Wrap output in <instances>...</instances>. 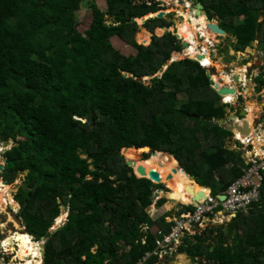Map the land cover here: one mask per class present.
<instances>
[{
	"label": "trees",
	"instance_id": "obj_1",
	"mask_svg": "<svg viewBox=\"0 0 264 264\" xmlns=\"http://www.w3.org/2000/svg\"><path fill=\"white\" fill-rule=\"evenodd\" d=\"M84 1L0 0V139L16 145L4 155V179L14 183L19 174H29L17 199L25 233L37 243L48 240L45 264H137L147 254L145 264H160L154 254L158 230L168 232L175 213L153 217L154 187L166 185L138 177L128 161L173 179L170 194L185 193L186 183L178 181L190 178L168 166L173 154L214 196L227 192L252 163L226 148L233 135L226 127L225 141L218 133L203 129L200 136L191 129L190 119L227 114L207 69L185 59L158 75L174 53L184 50L179 38L155 36L150 46L136 40L140 20L128 21L159 12L157 5L107 0L103 11L91 2L93 22L83 33L77 12ZM199 1L210 19L220 18L238 38V49L255 40L264 44V19L259 22L264 0ZM107 15L115 17L113 24ZM171 26L166 18L145 24L153 32ZM143 31L140 39L148 44L151 34ZM116 36L137 54L118 50ZM147 77L152 85L145 83ZM256 80L260 91L264 79ZM208 146L215 150L208 152ZM143 154L150 159L142 160ZM63 208L70 211L68 223L52 232ZM194 209L184 206L177 217ZM177 254H185L177 264H188V257L201 264H264V205L253 202L229 223L187 236Z\"/></svg>",
	"mask_w": 264,
	"mask_h": 264
},
{
	"label": "rangeland",
	"instance_id": "obj_2",
	"mask_svg": "<svg viewBox=\"0 0 264 264\" xmlns=\"http://www.w3.org/2000/svg\"><path fill=\"white\" fill-rule=\"evenodd\" d=\"M91 2L97 3V5L103 11H107L108 10V2H107V0H85L84 3L82 4L81 9L77 12V20L80 23V30L83 31V33H86L91 28V25H92V22H93V14H92L93 11H92L91 5H90ZM143 2H148L149 5H157L159 7L160 11L157 12V13H155V14H158V13H160L162 11L163 12H166L167 13L166 20H168L172 24V26H171V28H172L171 30L172 31L175 30L176 28L178 30H180L181 28H183L184 26H181V25H183V22H184L182 18H185L186 19V17L187 18L189 17L188 18L189 19V22L191 24H193V25H196L195 28H194V30L196 32L195 31L193 32V35L194 34L197 35L196 37H194L195 40L193 38V40L196 43V46L195 47H197L198 44H200L199 47H198L199 49H197V51L195 53V56H198V55L201 54V51H202L201 49H206L207 53L206 54H203L204 55L203 57L206 58V59H208V60H211V62L208 63V67H212V68H210L211 69V73H212V75L214 77L217 76L219 78V82L220 83H224L223 78L227 77L226 75L223 74V73L226 72V70H230L231 71L233 69H239L241 67L239 65L242 62L241 60L238 61L237 63H235L232 67L227 66V63L232 62L234 60V58H232V60H224L222 58V60H221L219 58V56H217L216 60L218 62L217 63L216 62H213V60L210 57L209 48L212 49V51H215V52L218 53L221 50H226L227 47L230 44V41L229 40H226V37H224V36L222 37L221 35L211 34L208 31V27L205 30L201 25H199V22L197 24V19L199 17L196 16L192 12L193 9L196 10V8H197V5H196L195 0H143ZM149 15H147V16H149ZM203 18L206 19L205 17H202V19ZM106 19L108 20V24H113V22L115 21V17H111L110 15H107V18ZM260 19H264V9L262 11H260L259 20ZM198 20H201V18H199ZM140 23H142V21ZM143 24L144 23H142V25ZM159 29L160 28H158L156 30H159ZM201 29H204L205 31H202L201 32ZM143 30L147 31V28L146 27H140V29H139V31H138V33L136 35V40L139 42L140 45L150 46L151 43L153 42V37L151 36L150 41H149L148 44L142 43L143 41L140 38L143 35L142 34L144 32ZM206 31H208V33L210 34V38L206 37ZM178 34H179V32H178ZM179 36L182 39H184L180 34H179ZM184 40L187 41L186 39H184ZM112 41H113L114 46L118 50H120L123 54H125L126 56H135L137 54L136 48H134L133 46H131L129 43H127L126 41H124L120 37H117L116 36V37L113 38ZM193 45L194 44L191 42V46H193ZM220 46H221V49H219ZM182 48L184 49L183 46H181V49ZM215 52H214V54H215ZM226 54H227V52H226ZM174 57L175 56H173L170 61H173ZM187 58H190L191 59V57H188V56L185 57V58H183V59H187ZM255 58L260 59L259 56L255 57ZM179 59H180V61L183 60L182 58H179ZM204 61H206V60H204ZM258 61L255 60L254 63H251L249 65V67H251L250 70H256V71L258 70L257 68H259V67L258 66H254V64H258L259 63ZM169 62H168V64H169ZM219 62H221V63H219ZM168 64L166 65V67L168 66ZM219 66H220V68H219ZM261 70H264V66L261 67ZM158 75L161 76L160 73ZM124 76H125V74H124ZM144 81H145V83L147 85H152L153 84V82H152L153 81V78H151V77L144 78ZM223 85H225V84H223ZM262 92H264V91H262ZM182 99H184V96H182ZM180 104L183 105L182 103H180ZM227 107H229V106H227ZM249 108H252V110L255 111V114H256V112L258 113L260 111V109H261L260 107H258V110H256L257 107L255 105H251V106H249ZM190 121L192 123H194V125H192L193 127L191 129H196V130L200 131V133H198V135H200V136L203 135L202 134V131H204V130L212 131V132H214L213 134H216V133L220 134L222 136V138H224V141H225L226 136H225V133L223 132L225 130L222 127H220L219 125H216V126L212 125V122L213 121H210V120H206V121L205 120H200V121L197 120V121H195V120H191V119H190ZM247 126H248V124H247ZM11 143H12L11 146H7L6 144L0 145V195H1L2 200L5 202L6 209H7V211L2 210V212L0 213V246L2 245V243L6 239H8L11 236L16 235L18 233H25V230H26V227L23 226L24 220L22 219V217L20 215V212L22 210V207L21 208L19 207V209H18L16 207H14L13 205H11L10 197H9L10 195L9 194L11 193L12 198L14 199V201L18 205H20L21 203L19 204V201L17 199V196L19 195L20 190L25 187L26 179H27V177H28L29 174L28 173H21V174H19L18 177H17V180L14 183H8L7 182L9 184V186H6V185L5 186L8 187V188H3L1 186V182L2 183H4V181L6 182V180L4 179V173L5 172L4 171L3 172L1 171V168L2 167L5 168V166L7 165L6 158L4 157V155L7 152L13 150L15 148V146H16L14 142H11ZM203 143L206 144L205 141ZM193 144L194 145L198 144V139L195 140V138H194L193 139ZM208 147L210 148L208 150V152H210V153H212L215 150L211 146H208ZM230 147H232L231 144H230ZM150 155H151L150 158H153V155L151 153H150ZM126 160H129L128 157L126 158ZM139 160H140V158H139ZM142 160H145L144 154H143ZM146 160H149V159H146ZM92 170H94V169H92ZM178 171L179 172L181 171L180 165L178 166ZM135 173L137 175V172H135ZM167 181H165V183ZM171 183L175 184L173 182V179H172ZM167 186L169 187L170 185L167 184ZM169 188L172 189V192H174L175 187L170 186ZM181 199H182V197H180V199L178 201H181L182 202ZM170 203H171V201L168 200L167 205L170 204ZM155 206L156 205H154L152 207V209H151V214L153 213V215H155V213L157 212L154 209ZM171 206H172L171 208H168L167 207L168 208L167 211H174V213H175L173 215L174 216L173 217V220H174L176 218L175 215H177V213L182 209V207H181L182 204L176 205V204L173 203ZM158 209H159V207H158ZM63 216H65V217L62 219ZM69 216H70L69 209L63 208L62 209V215L58 219V220L61 219V221H58L57 220L56 223H55V227L58 226V225H60L61 228L64 227L67 224V222H68ZM155 217H159V214H157ZM227 219H228V217L226 218V220ZM223 221H225V220H223ZM214 224L215 223H213L212 225H214ZM207 229H209V228H206V230ZM155 230H156V228L153 229V231H155ZM206 230H205L204 227H201V230H199V235L202 234L203 232L205 233ZM196 234H198L197 231L195 233L194 232L189 233V236H193V235H196ZM39 244H41V243H39ZM15 246H16L15 247V251H10V249H9L8 257H7L8 258V264H22V261H25V260L28 259L26 256H22L23 255V252H22V250H21L20 247H17L18 246L17 243L15 244ZM211 251L212 252L214 251V248L213 247H212ZM20 256H22L21 257L22 258L21 259L22 261L20 259L18 260V258ZM177 257H178V255H176V254H173V255H170V256H166V259L163 262H161L160 264H177V263H179L178 260H177L178 259ZM187 259L189 261L188 264H201L199 262H194L190 258H187ZM41 261L43 262V260H41ZM204 263L205 262L203 261V264Z\"/></svg>",
	"mask_w": 264,
	"mask_h": 264
},
{
	"label": "crops",
	"instance_id": "obj_3",
	"mask_svg": "<svg viewBox=\"0 0 264 264\" xmlns=\"http://www.w3.org/2000/svg\"><path fill=\"white\" fill-rule=\"evenodd\" d=\"M262 20L263 19H260L259 22H261ZM227 33H228V36L227 37L225 36V37H226V40L230 41L229 46L227 47L226 50H221L218 53L215 51H212V49L209 48L211 59L213 60V62L217 63L218 62L216 60L217 56H219V58L221 60H222V58L224 60H232V58H234V60L232 62L227 63V66L232 67L235 63H237L238 61L241 60L242 62L239 65L241 67H247V69L245 71H243L244 73L242 72L239 75H237L238 69H233L231 71L226 70V72L223 73L224 75H226L228 77L229 82H226L225 79L223 78L224 83H221V84L222 85L225 84V85H223L224 87L229 86L230 88L234 87L233 89H236V93L231 94L234 97L233 100L229 97L230 94L224 95V97H223L217 92L219 94V96L221 97V104L229 106L226 108L227 114H226V117L223 119H228L229 121L233 120L234 122L237 121V123H239L241 127H244L245 121L248 124V114L250 113L249 106L255 105L257 107L256 110H258V107L261 108L260 111L258 113L256 112V114H255L254 125L252 126V128H254L255 135H256V137H258V140L261 141V143H263L262 146H259L258 148H256L255 145L254 146L250 145L251 143L253 144V142H251L249 144H248V142L247 143L242 142V140L239 139V136L243 135V132H240L238 130L235 132L231 131L233 133V135L231 137H228L227 142H226V148H228L231 151H234L235 153L237 152V153L242 154L243 158L246 161V164H249L252 162V159L254 158L256 152H260V154H261L262 149L264 148V100H263L264 99V94H263L264 92H262V91H264V87L260 91H258V83L256 80L260 75H262V77L264 79V70H261V67L264 66V44H262L258 40H255V41L251 42V44L248 46V48L246 50L243 51V50L238 49V38L235 37V35L233 33H229V32H227ZM219 49H221V46L219 47ZM214 52H215V54H214ZM226 52H227V54H226ZM257 56H259L260 59L255 58ZM253 60L254 61L259 60L258 64H254V66L259 67V68H257L258 69L257 71L256 70H250L251 67H249V65L251 63H254ZM193 61L197 62L196 60H193ZM219 63H221V62H219ZM202 67L207 69L211 73L210 68H212V67H208V66H206V67L202 66ZM235 77L237 78L238 81H240L239 83L236 82ZM213 78H214V76H213ZM243 110H246L247 112L249 111L247 113V116L246 115L243 116ZM213 122L217 123V125H219L222 128H224V127L227 128V126H225L221 123H218L216 121H213ZM245 138H246V140H248V137H245ZM230 144L232 147H230ZM171 155L179 162V160L173 154H171ZM179 164H180V162H179ZM180 168H181V165H180ZM192 176H194V175H192ZM196 184L198 186H201L203 189H207L210 191V193H208L207 191L204 190L205 193L213 194L212 188L205 187V186L201 185L200 182L198 181V177H197V182H193V184L191 186H194ZM166 188H167V185H166ZM165 190L171 191L170 188H167ZM200 190H201V188H200ZM168 200H167L166 204L164 205V207L158 209L157 204L159 202V199H156L155 204H154L156 206L154 207V209L157 212L155 213V215H153V213H152V215L155 219L161 217L162 215H164L168 212H173V211H167L168 208L166 205L168 203ZM171 203H172V201H171ZM179 204H182V206H181L182 208L184 206L195 205L193 202L191 204H184L182 202H179ZM259 204H260V206L264 205V198L261 199ZM157 214H159V217H155ZM220 215H221V212H218L216 214V216H214L210 221H208L206 223V225H204V227L207 226L210 229L211 227L220 226L221 224L218 223L219 221L222 222ZM175 216H176L175 219H177L178 218L177 215H175ZM217 218L220 220H217ZM223 218L226 221L225 216H223ZM213 223H215V224L212 225ZM157 229H158V227H156V230ZM199 230H201V227H199V226L191 227L189 229V231H187L186 235L184 236L183 241L185 240V238L187 236H189V233H192V232L195 233L197 231V233L199 234ZM176 255L179 256V255H185V254H176Z\"/></svg>",
	"mask_w": 264,
	"mask_h": 264
},
{
	"label": "built area",
	"instance_id": "obj_4",
	"mask_svg": "<svg viewBox=\"0 0 264 264\" xmlns=\"http://www.w3.org/2000/svg\"><path fill=\"white\" fill-rule=\"evenodd\" d=\"M206 67V65L201 62ZM243 142V141H242ZM251 143L252 140L244 141ZM252 144V143H251ZM251 167L246 171L244 176L234 183L226 193V198L221 199V196L209 194L208 197L199 204H196L194 211L182 214L174 220V225L168 232L164 230L158 231V239L156 241V253L159 260H163L166 255L172 252L182 243L184 236L191 227L204 226L206 222L211 220L210 214H217L215 211H220L225 214H236L240 211H247L248 206L256 202L263 190L264 182V148L262 153L257 156L255 154L252 159ZM9 249L0 247V264H8ZM151 257L147 254L146 257L137 264H145Z\"/></svg>",
	"mask_w": 264,
	"mask_h": 264
},
{
	"label": "water",
	"instance_id": "obj_5",
	"mask_svg": "<svg viewBox=\"0 0 264 264\" xmlns=\"http://www.w3.org/2000/svg\"><path fill=\"white\" fill-rule=\"evenodd\" d=\"M140 3H143V0H139ZM196 4H197V8H196V16H202V15H205L207 18L208 17V12L206 11V7L204 4H202L199 0H195ZM132 3L130 2L129 5H131ZM155 16L153 17H143V18H133L131 21H128V22H131V23H137L138 24V21L139 20H143V25L144 26L145 24H147L151 19H164L167 17V13L166 12H160L158 14H153ZM184 20V18H182ZM210 23H209V32L210 33H214V34H217V35H222V36H228V33L227 31L222 28L221 26V19L217 18L215 19L214 22L208 20ZM123 24L126 23L125 21L122 22ZM147 32H149L151 34L152 37L154 36H159V37H163L164 35H168L170 33H172L174 36H177L180 40V43L183 45L184 47V51L182 52H176L173 54L174 59L173 61H170L168 66L166 67H163L160 71V74L161 76L164 75V73L169 69V67L176 61H180L179 58H182V55L185 53V51L189 48H191V43L185 41L184 39H182L179 35H178V31H177V28L173 31H171V27H167V28H160L159 30H157L156 32H152L150 31L149 29H147ZM204 55L200 54L197 56V59L201 61V58H203ZM185 58V57H184ZM183 59V58H182ZM184 60V59H183ZM125 76L126 77H130V74L129 73H125ZM208 76H209V79H210V83H211V87H213L221 96L223 95H229V94H235L236 93V89H233V88H230V87H224L221 83L219 82H216L215 79L213 78L212 74L208 71ZM235 80L237 83H239V81L237 80V78L235 77ZM247 111L246 110H243V116H247ZM195 117H199L200 116H195ZM205 120H210V121H216L218 123H221L225 126H227V128L230 130V131H235L234 128L237 127L238 131H244V133H248L249 132V129L247 127V123L245 121L244 123V127H241L239 123H236L234 122L233 120L229 121L228 119H221V118H215V117H204ZM0 145H1V142H0ZM7 146H11L12 143H6ZM147 149H150L149 147H147ZM158 152H154L153 155L155 156ZM169 153V152H168ZM179 163V162H178ZM128 165L130 167H132L136 172L137 174L140 176V177H143V178H150L152 181H154L155 184H169L170 186L172 187H175V185L173 183H171L172 179L168 180L166 183L163 182L162 180V177L160 175V173L156 172V171H150V173H148L147 171V168L143 165H138V162L136 161H128ZM180 165V164H179ZM178 165V166H179ZM181 169L183 170L184 173H186L190 180L191 181H194V182H197V177L196 176H192L190 175L185 169H183L181 167ZM1 171L3 172L4 171V167L1 168ZM4 184L6 186H9V184L7 182L4 181ZM198 185H194V186H188V191H190L189 193H192V195H195V199H194V204H199L200 200H202V197H198L197 198V195L198 192H196L194 190L193 187H197ZM199 188H201L203 191V194L207 197V195L205 194L204 190L206 189H203L201 186H198ZM172 191V189H171ZM171 191H167L165 189H158L157 187H154V192H155V195L156 197L161 200V199H165V200H168L169 197H168V194L171 192ZM224 198L226 197H221L222 200H224ZM198 199V200H197ZM171 200V199H169ZM173 203H175L176 205L179 204V201H176V200H171ZM20 204V203H19ZM22 207V205L20 204V208ZM233 217H235V215H233ZM233 217H228L227 221L230 222L231 219ZM23 226H26V223L25 221L23 222ZM63 228V227H62ZM59 229H61V226L58 225L56 227H54V229L52 230V232H56L58 231ZM2 230V229H1ZM47 239L46 238H43L42 241H41V248H42V254H43V258L45 259L46 258V248H47ZM45 264V263H43Z\"/></svg>",
	"mask_w": 264,
	"mask_h": 264
},
{
	"label": "bare ground",
	"instance_id": "obj_6",
	"mask_svg": "<svg viewBox=\"0 0 264 264\" xmlns=\"http://www.w3.org/2000/svg\"><path fill=\"white\" fill-rule=\"evenodd\" d=\"M191 14V13H190ZM155 15H151V17H153ZM202 17H205L207 19V17L205 15H202V16H199V18H201V20H198L197 19V24L199 22V25H201L204 29H207L209 23H208V20L206 19H202ZM189 18V17H188ZM186 17V19L184 18V22H183V28H181L180 30L177 29V31L179 32V34L187 40V42L189 43H193L194 47L193 49L191 50V48L187 49V52L186 54H184L182 56V58L184 57H190V54H193L195 55V50L199 47L200 44H198L197 47L196 46V43H195V38L197 35H193V32H194V28L196 25H193L189 22V19ZM142 21L143 23V20H140L139 21V24L142 25V23H140ZM197 28V27H196ZM204 29H201V32L204 30ZM187 30V31H186ZM172 31V30H171ZM196 32V31H195ZM178 34V35H179ZM197 34V33H196ZM211 34H214V33H211ZM206 37H208L206 35ZM194 38V40H193ZM210 38V37H208ZM199 49V48H198ZM189 50V51H188ZM197 57V56H196ZM202 61V60H201ZM203 62V61H202ZM204 63V62H203ZM208 66V65H207ZM247 69V67H240L237 71V75L241 74L243 71H245ZM244 73V72H243ZM215 81L216 82H219V78L216 76L214 77ZM226 82H229V79L228 77H225L224 78ZM233 79V78H232ZM222 81V80H221ZM223 82V81H222ZM231 82V81H230ZM240 82V81H239ZM229 87V86H228ZM234 88V87H233ZM230 98L232 97V95L230 94L229 96ZM233 100V99H232ZM237 100V99H236ZM250 109V113L248 114V129H249V132L248 133H244L243 131V135L245 137H248L249 139L251 138L252 142H253V146L255 145L256 148H258L259 146H262L263 143H261V141L258 140V137H256L255 135V130L254 128H252V126L254 125V120H255V111L252 110V108H249ZM249 112V111H248ZM237 123V121H235ZM234 129H237V127H235ZM242 132V131H241ZM246 134V135H245ZM242 135V141H246V138ZM240 139V138H239ZM256 155L259 156L260 155V152H256ZM173 156H169L168 157V161H167V164L168 166H170L171 168H178V161L171 158ZM171 158V159H170ZM157 164H161L160 162H157ZM172 164V165H171ZM162 180L165 182L167 181L165 178H162ZM170 180V179H168ZM178 182H185L186 183V187L188 186H191L193 184V181H191L190 179L189 180H184V181H178ZM194 190L196 192H198L197 195V198L198 197H202V200H200L199 202H203L204 199H206L207 197L203 194V190L197 186V187H193ZM175 190V189H174ZM189 189L186 190L185 193H176V194H168V197L169 199L171 200H176L178 201L180 199V197H182V203L184 204H191L192 202H194V199H195V195H191L188 191ZM172 193V192H171ZM207 196L208 194L205 193ZM179 198V199H178ZM198 200V199H197ZM181 202V201H179ZM20 206V205H19ZM2 210L4 211H7L6 209V204L5 202L2 200L1 198V195H0V213L2 212ZM63 219V218H62ZM61 221V219L59 220ZM18 244L17 247H20L22 252H23V255L22 256H26L28 259L25 260V261H22L21 257L20 256L18 258V260L20 259L22 261V264H43L44 260H43V254H42V248H41V244L39 243H36L34 242V240L32 239V237L28 234H25V233H18L16 235H13L11 236L10 238L6 239L4 242H3V245H4V248H7V249H10V251H15V244ZM39 244V245H38ZM19 248V249H20ZM40 252V253H39ZM43 260V262L41 261ZM40 261V262H39Z\"/></svg>",
	"mask_w": 264,
	"mask_h": 264
},
{
	"label": "clouds",
	"instance_id": "obj_7",
	"mask_svg": "<svg viewBox=\"0 0 264 264\" xmlns=\"http://www.w3.org/2000/svg\"><path fill=\"white\" fill-rule=\"evenodd\" d=\"M143 3H144V2H143ZM192 12L196 15V10H195V9H193ZM152 14H155V13H152ZM150 15H151V14H150ZM145 17H146V16H145ZM216 19H217V18H216ZM219 19H220V18H219ZM207 20H209V19H207ZM210 21L214 22L215 19L210 20ZM208 23H210V22L208 21ZM142 27H145V25L142 26ZM222 28H223V27H222ZM208 30H209V25H208ZM156 31H157V30H156ZM156 31H155V32H156ZM221 36H222V35H221ZM154 37H155V36H154ZM154 37H153V38H154ZM222 37H223V36H222ZM224 37H225V36H224ZM226 37H227V36H226ZM209 41H210V40H209ZM201 52H207V51H206V49H202ZM187 59H189V58H187ZM191 59H192V60H196L198 63H200L201 66H203V65L201 64L202 61H200V60H198V59H193V58H191ZM184 60H185V59H184ZM212 88H213V87H212ZM213 89H214V88H213ZM215 91H216V90H215ZM223 97H224V95H223ZM235 131H237V130H235ZM235 131H234V132H235ZM0 142H1V139H0ZM9 143H11V142H9ZM1 145H4V144L1 143ZM250 145H253V144H250ZM155 152H156V151H155ZM153 153H154V152H153ZM153 153H152V155H153ZM149 159H150V158H149ZM145 160H146V159H145ZM6 162H7V159H6ZM5 167H6V166H5ZM181 167H182V166H181ZM4 171H5V168H4ZM135 172H136V171H135ZM137 175H138V174H137ZM138 176H139V175H138ZM243 176H244V175H243ZM243 176H242V177H243ZM139 177H140V176H139ZM242 177H241V178H242ZM141 178H142V177H141ZM149 179H150V178H149ZM238 180H239V179H238ZM238 180H237V181H238ZM237 181H236V182H237ZM153 182H154V181H153ZM236 182H235V183H236ZM156 185H161V184H156ZM164 185H166V184H164ZM167 188H169V187L167 186ZM263 189H264V187H263ZM226 193H227V192H225V193H221L219 196H221V197H223V196L226 197V196H227ZM208 195H209V194H208ZM212 195H213V194H212ZM207 197H208V196H207ZM262 198H264V190L261 191L260 196H259L257 202H260ZM156 199H158V198L156 197ZM224 199H225V198H224ZM190 206H191V205H190ZM193 206H196V204L193 205ZM249 206H250V205H249ZM249 206H248V207H249ZM247 211H248V209H247ZM247 211H246V212H245V211H240V212L247 213ZM219 212H221V211H219ZM185 213H187V212H185ZM216 213H218V212H216ZM237 213H238V212H237ZM237 213H236V214H225V213H222V212H221V215H220L221 217H220V218L222 219V222L219 221L218 223H220L221 225H223V224H225V223H229L227 220H226V221H223V220H224L223 216H225V218H227V217H233V215H235V217H236V216H237ZM210 215H211L212 218H213L214 216H216L215 213H214V214H210ZM235 217H233V218H235ZM178 218H179V217H178ZM212 218H211V219H212ZM233 218H232V219H233ZM232 219H231V220H232ZM217 220H220V219L217 218ZM67 223H68V222H67ZM206 223H207V222H206ZM206 223H205V225H206ZM199 227H200V226H199ZM203 227H204V226H203ZM204 228H205V230H206V228H208V227L205 226ZM25 231H26V230H25ZM28 235H29V234H28ZM32 239L34 240V242H36V241H35V238L32 237ZM157 239H158V234H157ZM41 241H42V240H41ZM156 241H157V240H156ZM39 243H41V242H39ZM182 243H183V241H182ZM182 243H181V244H182ZM2 244H3V243H2ZM181 244H180V245H181ZM180 245H179V246H180ZM179 246H178V247L172 252V254H170V255L177 254V250H178ZM0 247H1V246H0ZM156 248H157V247H156ZM155 253H156V251H155ZM155 253H154V254H155ZM155 255L158 257L157 254H155ZM170 255H166V256H170ZM166 256H165V258H164L163 260H159V257H158V261H159V263L163 262V261L166 259ZM43 263H45V259H44V262H43Z\"/></svg>",
	"mask_w": 264,
	"mask_h": 264
},
{
	"label": "flooded vegetation",
	"instance_id": "obj_8",
	"mask_svg": "<svg viewBox=\"0 0 264 264\" xmlns=\"http://www.w3.org/2000/svg\"><path fill=\"white\" fill-rule=\"evenodd\" d=\"M140 2V1H139ZM197 5V4H196ZM207 11V10H206ZM190 13V12H189ZM208 17H209V15H208ZM207 19H209V20H212V19H210V18H207ZM148 29V28H147ZM206 30V29H205ZM205 30H203V31H205ZM150 31H152V30H150ZM187 31V30H186ZM195 31V30H194ZM153 32V31H152ZM206 35L208 36V37H210V34L208 33V31H206ZM193 47L194 46H192L191 47V50L193 49ZM198 49V48H197ZM197 49L195 50V52L197 51ZM202 50V49H201ZM189 51V50H188ZM186 52H187V50H186ZM186 52H185V54H186ZM207 52H201V54L203 55V54H206ZM208 56V55H207ZM190 57H193V58H195V59H197V57L195 56V55H193V54H190ZM201 60L204 62V64L207 66L208 65V63H210L211 62V60H208V59H206V58H201ZM204 60H206V61H204ZM219 68H220V66H219ZM231 99H234V97L232 96L231 97ZM234 130H236V129H234ZM239 138L242 140V135H240L239 136ZM193 206V205H192ZM195 207V206H194ZM196 208V207H195ZM195 210V209H194ZM194 210H190V211H194ZM190 211H187V212H190Z\"/></svg>",
	"mask_w": 264,
	"mask_h": 264
}]
</instances>
